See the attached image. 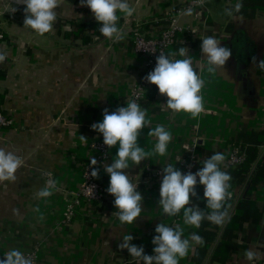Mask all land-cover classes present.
I'll list each match as a JSON object with an SVG mask.
<instances>
[{
	"label": "crops",
	"instance_id": "0c3cea01",
	"mask_svg": "<svg viewBox=\"0 0 264 264\" xmlns=\"http://www.w3.org/2000/svg\"><path fill=\"white\" fill-rule=\"evenodd\" d=\"M190 1L195 0H130L136 12L131 18L121 16L119 26L127 32L122 42L103 37L100 24L80 0H61L54 31L43 37L24 28V5L15 3L0 11V47L8 53L0 65V107L13 121L0 131V148L25 160L15 182L0 183V259L19 249L31 255L34 264H141L118 245L131 234L133 244L153 255L155 227L162 222L179 224L186 237L195 232L205 241L203 246L193 245L180 264H250L245 256L249 249L259 253L252 264H264V72L253 64V57L257 64L264 60V0H242L241 13L231 18L224 9L235 3L225 0H210L202 7L194 4L192 16L178 17L184 33L166 52L178 53L186 47L206 81L202 89L206 111L197 118L174 115L165 106L167 97L143 79L154 68L134 51L130 40L134 25L153 33L164 27L155 20ZM78 25L89 28L78 30ZM206 36H215L232 52L215 75L207 73L201 51ZM141 81L144 97L139 105L147 109L151 127L163 124L172 141L166 156L153 155L127 170L144 198L140 218L121 224L114 196L108 193L92 204L81 202L70 221L63 222L90 157L89 143L97 134L90 123L101 122L103 110L114 111L130 87ZM149 131H141L138 143L151 152L156 138L148 136ZM79 135L87 142H81ZM192 141L201 167L217 152L227 158L233 147L243 150L249 161L231 167L224 161L221 166L232 177L233 194L231 219L222 229L207 219L199 229L186 226L182 213L167 217L158 206L162 178L145 182L151 169L175 166ZM117 150L118 145L110 148L107 161L99 167L98 181L106 188L110 177L103 167L113 162ZM48 173L62 190L45 200L36 194L46 185ZM196 190L193 202L204 209L203 195L198 186Z\"/></svg>",
	"mask_w": 264,
	"mask_h": 264
},
{
	"label": "clouds",
	"instance_id": "9594fccd",
	"mask_svg": "<svg viewBox=\"0 0 264 264\" xmlns=\"http://www.w3.org/2000/svg\"><path fill=\"white\" fill-rule=\"evenodd\" d=\"M202 7L210 0H198ZM18 5H24V28L29 29L38 36H45L54 31L58 21V8L61 0H15ZM0 7H8L7 0H0ZM81 7H88L95 20L100 24V34L113 41L122 42L127 37V32L119 26L121 16L131 18L136 8L130 0H80ZM243 9L242 0L224 9V15L233 17L241 13ZM11 11L15 12L13 8ZM182 15L192 16L193 9L189 7ZM201 51L206 58V71L215 75L218 69H224L226 62L232 55L231 49L221 46V41L215 36L202 38ZM179 55L181 59L175 57ZM7 51L0 47V65L6 61ZM253 64L264 72V60ZM148 83L156 85L161 95L167 97L165 106L172 113H186L192 118L199 117L206 111L202 89L205 87V79L198 73L194 66L193 57L188 54L186 47H181L177 52H165L163 49L156 59L155 68L144 78ZM93 131L103 136V143L112 148L118 145L115 158L111 164L103 167L110 177L109 186L106 191L114 196V206L117 209L115 215L121 224H133L141 216L143 210V196L139 190V184L133 183L128 175L131 165H141L146 159L153 155L164 157L168 153V145L172 141V134L163 124L151 127V120L147 117V109H143L135 100H129L126 106L118 107L114 111L103 110L102 122L91 125ZM144 128H150L148 136L155 137L154 149L149 152L138 143V138ZM81 142L86 143L87 138L79 135ZM91 166L97 165V160L91 157ZM226 159L225 154L217 152L203 161V167L195 173L182 172L173 164L163 166L162 181L160 184L158 206L167 217H179L182 213L183 223L186 226L199 229L202 222H209L220 227L226 226L230 221L229 201L232 198L231 175L222 170ZM179 161V160H178ZM25 160L14 151L0 148V183L5 181L15 182L17 171L23 167ZM191 167V166H189ZM49 179L46 185L37 192V196L47 199L54 192L62 189L58 182L47 174ZM91 177L99 178V168L94 167ZM203 186V200L205 208L201 209L199 204L194 203L192 198H197V186ZM90 195H93V188ZM39 212V208L34 209ZM13 212L19 215L18 209ZM43 219V216L40 217ZM152 244L154 255L145 254L143 246L132 243L134 237L131 234L123 236L118 247L127 249L130 256L141 264H180V260L187 257L193 245L203 246L205 241L202 236L195 232L185 236V230L179 224L174 227L165 223H159L155 227ZM0 259V264H34L31 255H26L19 249H11ZM247 261L252 262L259 259V253L249 249L245 252Z\"/></svg>",
	"mask_w": 264,
	"mask_h": 264
},
{
	"label": "built area",
	"instance_id": "2783aa9c",
	"mask_svg": "<svg viewBox=\"0 0 264 264\" xmlns=\"http://www.w3.org/2000/svg\"><path fill=\"white\" fill-rule=\"evenodd\" d=\"M229 3H236L237 0H225ZM198 1H190L184 7H180L174 12L165 13L159 19L155 20L157 22L167 21L168 25L164 28H161L153 33H146L136 24L130 31V40L132 48L134 51L143 57L146 61V64L150 68H155L156 59L160 55V51L163 49L166 50L172 45L176 33H184V29L178 25L177 19L180 14L192 7L194 4H198ZM3 38V34L0 30V40ZM144 82H138L133 84L123 103L119 104L118 107L126 106L129 100H135L138 104L144 97ZM102 122V121H101ZM94 122H91L92 125ZM13 125L11 117H9L0 107V131L6 128H10ZM90 157L87 159L82 168L81 183L79 190L76 192L73 201L69 202L66 205L63 222L68 223L73 216L74 209L81 202L92 204L96 201H99L107 196L108 192L106 187L98 181V179L91 177V171L94 167H101L107 161L109 155L108 146L103 143L102 134L98 133L89 143ZM91 157H94L97 160L96 166H91ZM246 158V153L239 149L238 147H233L228 153V156L225 160V166H237L241 164ZM191 166V167H189ZM176 168L180 169L182 172L191 171L195 173L200 170L202 167L198 164L197 154H196V143L192 141L186 146L184 156L178 161L175 165ZM163 167H157L151 169L148 174V179L145 182H149L151 178L159 179L162 178V175L159 173L162 172ZM201 191L203 192V186L199 185ZM93 188V195L91 196L90 188ZM154 255V253H153Z\"/></svg>",
	"mask_w": 264,
	"mask_h": 264
},
{
	"label": "trees",
	"instance_id": "16d2710c",
	"mask_svg": "<svg viewBox=\"0 0 264 264\" xmlns=\"http://www.w3.org/2000/svg\"><path fill=\"white\" fill-rule=\"evenodd\" d=\"M162 22H163V24H164V27L168 25V22H167V21H162ZM78 27H79V28H77L78 30H82V29H84L86 26L78 25ZM83 27H84V28H83ZM91 27H95V25H91ZM164 27H162V28H164ZM86 28H89V27H86ZM178 35H179L178 33L175 34V37H174V40H173V43H172V44H175V40H176V38H177ZM248 162H249L248 159L245 158V160L241 163V165H242V164H245V165L248 164V165H249ZM198 187H199V186H198ZM199 190L201 191L200 187H199ZM201 193H202V195H203V192H202V191H201Z\"/></svg>",
	"mask_w": 264,
	"mask_h": 264
},
{
	"label": "rangeland",
	"instance_id": "374dc122",
	"mask_svg": "<svg viewBox=\"0 0 264 264\" xmlns=\"http://www.w3.org/2000/svg\"><path fill=\"white\" fill-rule=\"evenodd\" d=\"M7 4L9 7L10 5L15 4V1L14 0H7ZM0 6H2V5H0ZM5 9H6V7H0V11L5 10Z\"/></svg>",
	"mask_w": 264,
	"mask_h": 264
}]
</instances>
